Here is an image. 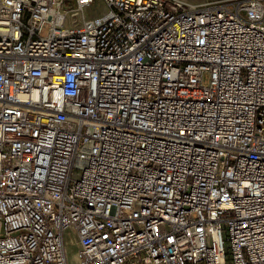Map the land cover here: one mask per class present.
<instances>
[{
  "label": "built area",
  "instance_id": "1",
  "mask_svg": "<svg viewBox=\"0 0 264 264\" xmlns=\"http://www.w3.org/2000/svg\"><path fill=\"white\" fill-rule=\"evenodd\" d=\"M68 238L264 264V0H0V264H72Z\"/></svg>",
  "mask_w": 264,
  "mask_h": 264
},
{
  "label": "rangeland",
  "instance_id": "2",
  "mask_svg": "<svg viewBox=\"0 0 264 264\" xmlns=\"http://www.w3.org/2000/svg\"><path fill=\"white\" fill-rule=\"evenodd\" d=\"M183 1L185 4L187 5H192V6H202V5H206V4H209V3H214V2H217V1H221V0H181ZM106 7L104 6V4L99 1L97 3H95L91 9L88 11V16L90 17H95V16H99V15H102L106 12ZM69 239V238H68ZM74 249L75 251L77 250V244L76 242L74 243ZM68 256H69V259L72 262V255L70 254V252L68 251Z\"/></svg>",
  "mask_w": 264,
  "mask_h": 264
},
{
  "label": "bare ground",
  "instance_id": "3",
  "mask_svg": "<svg viewBox=\"0 0 264 264\" xmlns=\"http://www.w3.org/2000/svg\"><path fill=\"white\" fill-rule=\"evenodd\" d=\"M191 7H194L192 5H190ZM74 240L73 238H69V242H68V246H67V251L70 252V254L72 255V264H77V256H76V251L74 249Z\"/></svg>",
  "mask_w": 264,
  "mask_h": 264
}]
</instances>
